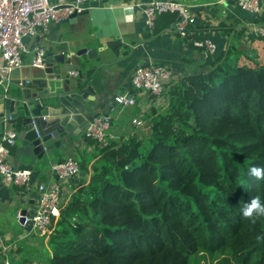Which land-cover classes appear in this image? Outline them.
I'll return each mask as SVG.
<instances>
[{
  "label": "trees",
  "instance_id": "trees-1",
  "mask_svg": "<svg viewBox=\"0 0 264 264\" xmlns=\"http://www.w3.org/2000/svg\"><path fill=\"white\" fill-rule=\"evenodd\" d=\"M188 30L233 32L196 19ZM241 57L228 43L168 84L147 141L85 138L88 157H70L88 179L53 216L45 264H264V217L242 214L264 201V181L247 175L264 166V64Z\"/></svg>",
  "mask_w": 264,
  "mask_h": 264
},
{
  "label": "crops",
  "instance_id": "crops-1",
  "mask_svg": "<svg viewBox=\"0 0 264 264\" xmlns=\"http://www.w3.org/2000/svg\"><path fill=\"white\" fill-rule=\"evenodd\" d=\"M148 1L150 0H97L86 9L87 14L68 22H54L43 37H27L25 40L30 49L36 42L40 43L46 48L47 54L66 50L71 53L82 48L97 50V57L94 59L82 56L85 65L81 67V75H85V80H82L78 71H71L67 74V82L72 85H90L94 93L89 94V97L95 95L97 101L94 112L111 116L105 144L109 140L130 134L142 136L149 126L147 122L153 109L158 108L165 100V95L149 96L132 88L131 77L138 65L154 63L167 66L174 75L173 83L198 69L205 59L200 49L176 31V13L166 12L157 16L153 27H148L143 13V5ZM179 1L190 5L192 14L202 25L216 27L223 23L233 28L229 36L222 35L220 30L200 33V36L214 41L217 54L231 43L242 52L241 63L252 67L264 64V38L258 36L256 31L257 26L264 25V22L256 21L257 18L264 19V0L262 11L258 15L242 10L236 2L228 4L227 0ZM111 44L115 45L110 47ZM30 56L31 53L25 54L23 65L11 72L7 94L20 95L24 89L33 88L34 79H40L38 85L45 86L41 72L30 67ZM72 72L76 74L71 75ZM119 94H131L135 104L120 108L114 102V96ZM89 116L85 115L86 121L80 125V132L75 133V129L69 127L68 141H64L62 148L54 149L42 159H37L19 140L10 147L8 163L16 169H30L32 174L29 184L21 187H7L0 180V264L5 258L12 264H40V261H45L47 238L45 240L44 237L28 232L16 215L18 212L33 211L37 185L54 178L50 170L51 163L70 157L74 151L85 152L88 157L93 149L86 145L84 136V126L90 119ZM133 119L142 122L133 124ZM87 179V175L80 173L66 187L68 196L74 184ZM1 244L8 247V250L3 251Z\"/></svg>",
  "mask_w": 264,
  "mask_h": 264
},
{
  "label": "built area",
  "instance_id": "built-area-1",
  "mask_svg": "<svg viewBox=\"0 0 264 264\" xmlns=\"http://www.w3.org/2000/svg\"><path fill=\"white\" fill-rule=\"evenodd\" d=\"M97 0H0V88L8 91L10 74L23 65L25 54L31 53L29 65L33 68L46 67V48L36 42L32 49L26 43L27 37H43L50 24L68 18L72 13L88 9ZM236 4L252 14H260L262 0H236ZM176 13L178 20L175 29L179 35L188 38L192 45L200 49L205 58L214 55L217 46L209 38L194 36L188 26L195 23L190 5L179 0H150L143 5V13L148 27L152 28L157 16L166 13ZM257 35L264 38V25L257 26ZM72 72L71 75H75ZM174 80L172 71L164 65L149 63L138 65L131 77L134 90L149 96L162 97L165 88ZM114 102L120 108L132 106L135 99L131 94L114 96ZM111 116L100 114L90 118L84 126L86 138L105 144L107 131L110 127ZM141 123L133 119V124ZM16 132L9 127L0 138V180L5 186H26L30 182L32 171L24 168H14L8 161L10 147L16 144ZM50 170L54 177L52 181L39 183L33 211L17 213L21 225L41 237H48L52 226V218L57 215L59 208L67 201L66 187L80 175L78 162L71 158L51 163ZM67 191V192H66ZM66 192V194H64ZM2 245L3 251L8 247ZM1 264H12L5 258Z\"/></svg>",
  "mask_w": 264,
  "mask_h": 264
},
{
  "label": "water",
  "instance_id": "water-1",
  "mask_svg": "<svg viewBox=\"0 0 264 264\" xmlns=\"http://www.w3.org/2000/svg\"><path fill=\"white\" fill-rule=\"evenodd\" d=\"M226 2L233 4L236 0ZM87 13V10L72 13L63 21L68 22ZM83 55L94 59L97 50L82 48L71 53L66 50L47 54L44 69L30 66L34 71L41 72L44 87L38 85L40 79H34V87L24 89L20 95L7 94L0 89V138L11 127L21 145L28 147L37 159H42L54 149L62 148L64 141H68L69 127L74 128L75 133L80 132V125L86 121L85 115H90V118L100 115L94 112L96 96L93 94V97H89V94L94 93L92 87L67 82V74L71 71H78L82 80H85V75H81V67L85 65ZM21 213L24 214V211Z\"/></svg>",
  "mask_w": 264,
  "mask_h": 264
},
{
  "label": "clouds",
  "instance_id": "clouds-1",
  "mask_svg": "<svg viewBox=\"0 0 264 264\" xmlns=\"http://www.w3.org/2000/svg\"><path fill=\"white\" fill-rule=\"evenodd\" d=\"M247 175L256 181H264V166L250 165L247 169ZM242 214L252 223H255L257 217H264V201L260 197H254L242 208Z\"/></svg>",
  "mask_w": 264,
  "mask_h": 264
},
{
  "label": "rangeland",
  "instance_id": "rangeland-1",
  "mask_svg": "<svg viewBox=\"0 0 264 264\" xmlns=\"http://www.w3.org/2000/svg\"><path fill=\"white\" fill-rule=\"evenodd\" d=\"M166 104H167V98L165 97V100H164V102L163 103H161V105L157 108V109H163L164 107H166ZM151 114H153V113H151ZM151 116H153V115H151ZM141 122H142V120H141ZM147 124L149 125V123L147 122ZM149 133H150V129H149V126L147 127V130L146 131H143V135L141 136V138H143L145 141H147V138H148V136H149ZM119 138H117L116 140H118ZM45 159H46V157H45ZM66 203V202H65ZM64 203V204H65ZM63 204V205H64ZM62 205V206H63ZM11 225H13L12 223H11ZM46 238L47 237H44V239L46 240ZM45 255V254H44ZM215 258V257H214ZM40 264H45L46 262L44 261V262H42V261H40L39 262ZM206 264H213L212 263V261H211V259H210V257H209V259L207 260V263Z\"/></svg>",
  "mask_w": 264,
  "mask_h": 264
}]
</instances>
